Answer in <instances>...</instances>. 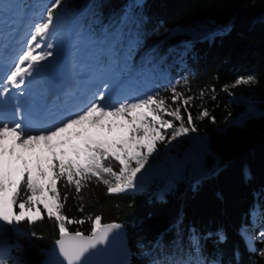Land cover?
I'll use <instances>...</instances> for the list:
<instances>
[{
  "label": "trees",
  "instance_id": "obj_1",
  "mask_svg": "<svg viewBox=\"0 0 264 264\" xmlns=\"http://www.w3.org/2000/svg\"><path fill=\"white\" fill-rule=\"evenodd\" d=\"M54 16L62 26H78L101 56L112 47L111 64L124 80L144 86L141 98L158 93L170 109H181L186 126L191 114L196 131L189 132L206 137L204 150L189 146L194 158L184 159L181 147L152 164L163 146L158 142L147 161L155 173L137 176L135 188L123 193L106 194L95 178L79 194L58 181L61 197L67 195L62 213L120 224L130 264H264V117L230 123L243 112L244 95L264 110V0H62ZM249 76L256 83L231 87ZM173 86L183 94L175 103ZM204 110L208 115L200 117ZM111 163L118 171V162ZM37 209L43 218L31 224L0 222V242L13 245L0 264H37L58 239L43 204L10 211L37 216ZM67 227L91 230L88 222Z\"/></svg>",
  "mask_w": 264,
  "mask_h": 264
},
{
  "label": "snow or ice",
  "instance_id": "obj_2",
  "mask_svg": "<svg viewBox=\"0 0 264 264\" xmlns=\"http://www.w3.org/2000/svg\"><path fill=\"white\" fill-rule=\"evenodd\" d=\"M61 3L62 0H54L42 22L35 25L26 50L19 55L10 73L0 83V97L7 95L11 88H21L25 78L36 70L35 66L52 55L51 52L34 55V52L42 47L48 37L55 10ZM48 47L52 45L48 44ZM254 83L256 78L253 76L241 77L231 87ZM168 91L172 92L174 103L183 97L175 86ZM191 99L187 97L183 103L187 105ZM107 100V94L99 92L83 110L45 131L27 132L22 123L0 118V222L18 224L25 219L24 211L32 212L34 205L43 204L48 218L54 219L58 229L59 238L55 244L63 264H87V256L98 245L106 244L110 234L120 229L121 225L102 223L100 215H88L83 219L65 216L61 211V200L66 201L67 195L61 197L57 182L64 180L67 182L65 186L74 185L79 194L95 178L98 184L105 186L106 194L123 193L135 188L137 173L156 151L157 143L165 141L166 130H172L170 139L196 131L191 114L188 115L186 126L181 109H170L166 99L158 93L132 102H120L116 106L110 105ZM184 111L187 112L186 107ZM165 115L173 120L165 119ZM207 115V110L200 113V117ZM105 120L110 122L105 124ZM174 121H181L179 127L174 125ZM114 129L126 133V138L108 139ZM8 136L13 137V140L11 145L6 146L3 142ZM17 148L30 153L29 158L17 153ZM32 159L35 175L33 168L29 167ZM113 160L119 164L118 171L113 168ZM133 161L135 166H132ZM45 163L47 171L42 167ZM79 198L83 199L82 196ZM15 206L24 211L19 214L10 211ZM79 210L83 212L82 204ZM42 218L37 209V219ZM27 220L30 224L34 222L32 217H27ZM86 222L91 225L87 235L79 230H68V225H84ZM260 238L264 241V232L260 233ZM221 239H224L222 235ZM261 255L264 256V252ZM153 264L166 262L155 260ZM167 264H190V261L168 259Z\"/></svg>",
  "mask_w": 264,
  "mask_h": 264
},
{
  "label": "rangeland",
  "instance_id": "obj_3",
  "mask_svg": "<svg viewBox=\"0 0 264 264\" xmlns=\"http://www.w3.org/2000/svg\"><path fill=\"white\" fill-rule=\"evenodd\" d=\"M23 2V1H22ZM21 1H16V2H11L9 3L7 0H0V7H5L6 8V14L9 13L11 14L12 12H15L14 15H12L14 17L15 20H20L19 22L21 23L23 21V19H25V17H29L30 20L31 18H33L34 16H38L37 18V22L34 21L33 26L28 25V35L27 37H31L32 34V30H34V27L37 23H39L40 21V14H41V10L43 9V11H45L46 5L48 6V2L49 5H52L54 3V0H44L42 2H38L36 0H30V3H28V5L26 6L25 9H23V7H20V3H22ZM31 6H35L32 8L31 10ZM20 7V8H19ZM20 9V10H18ZM30 24V23H29ZM31 27V29H30ZM74 40L75 43H77L78 45H81L80 49H75L74 52H77L85 58V60H83L85 63H90V61L92 62V60H98V62H102L103 60L109 61L111 62V57H110V53L112 52V47L108 48L105 53L101 56L99 51H97V49H95L93 47V45H91L89 39L85 36H82L79 34V28L78 26H65V25H61L59 24L57 21L53 22V25L51 27V31L48 34V37L45 39L43 45H46V43L50 42L49 44L53 45L52 50L50 51L52 53V55L55 53V49L54 45H58L60 46L59 50H61V48L63 49V47H65L67 45V40L72 39ZM77 41V42H76ZM42 45V46H43ZM47 48L45 51L42 52H48ZM58 51V50H57ZM38 55V54H37ZM51 55V56H52ZM48 56V57H51ZM48 57L46 59H48ZM44 59V60H46ZM43 60V61H44ZM93 67L96 66V64L93 62ZM110 64L107 65V71L110 69ZM116 71L113 73L112 71H110V76L107 77V79H109V82L112 81H116V83H118L119 87L122 88L121 94L119 95V99L118 102L114 105H118V103L120 102H124V101H128V102H132V101H136L138 100V97L141 96L142 93H144L143 90H138L136 88L137 83H133L132 86H129V84H126L124 82H122L121 80V76L116 73ZM113 75V77H112ZM144 88V86H142ZM127 89V90H126ZM111 93V92H109ZM240 101L245 104L244 106V110L243 112L238 115L237 117L230 119V123L241 126L244 124V122L251 117L254 118H258V117H264V110H261L259 108H257L255 106V104H253L251 98L249 96H242L240 98ZM165 119L168 120H173L172 117L170 116H164ZM109 120H105L103 121V123L107 124L109 123ZM117 123H120L119 121H116ZM175 126L179 127V125L177 124V121H174ZM177 124V125H176ZM94 131V130H93ZM167 131V135L165 138V141L163 142V146L160 150V152L158 153V157H156L153 160V163H156L160 158L171 154L175 151H177L179 148H182V155L183 158H187V155H190L191 157L194 158L193 155V151L189 150V146H193L194 151H202L204 150V142L206 141V137L205 136H201V135H196L194 133L188 132L184 135L178 136L176 139H170L171 137V129L166 130ZM107 135V134H106ZM122 137V132L120 130L114 129L113 132L111 133V135L108 136V138L111 139H118ZM12 140L13 137L8 136L5 141L3 142L6 146H9L12 144ZM170 141V142H169ZM17 153H21L25 156V158H29L30 153L21 150L19 148L16 149ZM47 155V154H45ZM180 160V157H176V154L174 155V160ZM182 161V160H181ZM176 161H172V164L175 163ZM46 164V163H45ZM45 164L42 165V167L45 166ZM193 164L196 165V163L193 161ZM29 167H34V159L30 160L29 162ZM155 173V169L153 168L152 165H150L149 163L145 164L144 167L141 169V171L139 173H137V176L140 177L141 179H145V178H149L151 177L153 174ZM187 174H177L175 177L181 178V177H186ZM25 220H27V217H32L33 220H36L37 216H32V215H28L25 214Z\"/></svg>",
  "mask_w": 264,
  "mask_h": 264
},
{
  "label": "water",
  "instance_id": "obj_4",
  "mask_svg": "<svg viewBox=\"0 0 264 264\" xmlns=\"http://www.w3.org/2000/svg\"><path fill=\"white\" fill-rule=\"evenodd\" d=\"M55 241L50 244L37 264H58V262L63 264ZM12 248L11 243L0 242V256L7 255ZM86 260L87 264H130L131 251L123 227L114 230L110 234L108 242L104 245H98L97 249L93 250Z\"/></svg>",
  "mask_w": 264,
  "mask_h": 264
},
{
  "label": "bare ground",
  "instance_id": "obj_5",
  "mask_svg": "<svg viewBox=\"0 0 264 264\" xmlns=\"http://www.w3.org/2000/svg\"><path fill=\"white\" fill-rule=\"evenodd\" d=\"M1 13V12H0ZM3 13V12H2ZM20 21V20H19ZM0 30L3 32L2 33V35L4 36H6L10 31H9V28H11V26H13V22L15 23V21L13 20V18H12V14H4L3 13V15L2 16H0ZM17 23V22H16ZM24 25V23L22 24V26ZM25 26V25H24ZM14 28H16V29H14ZM19 28V25H18V27L17 26H15L14 25V27H13V29H11L12 31L13 30H15V31H17V29ZM26 29V27H24L22 30L24 31ZM67 45L65 46V47H63V50H66L67 51V53L69 54V56H70V58H71V60L73 61V60H76L77 59V57L76 56H78V57H80L81 55L79 54V53H76V52H74L75 51V49L74 48H76V49H78L79 47L77 46L78 44L77 43H75L74 42V40H73V38L72 39H70V40H67ZM50 42H48V43H46V45H43L40 49H36L37 51L34 53V55H37V54H40V53H42V51H45L47 48H49L48 47V44H49ZM52 47H53V45H52ZM52 47L51 48H49L48 49V52H50L51 50H52ZM60 46H58V45H54V48L53 49H55V51H57V50H59L60 48H59ZM24 50H26L25 49V47H22L21 48V51L23 52ZM53 51V50H52ZM81 58V57H80ZM48 60H49V58L48 59H46V60H42V61H40L39 62V64H37L35 67H36V70L33 72V74L32 75H34V74H37V76H39V74H41L45 69H46V67H47V65H48ZM85 60V59H84ZM77 62H79V60H76ZM82 63H83V65L84 66H89V63L87 62V63H85L83 60H82ZM26 66V65H25ZM95 72H96V69H95ZM113 93V91H111V94ZM107 102L109 103V104H111V103H115V98H108V100H107ZM175 123V122H174ZM175 125V124H174ZM177 125V124H176Z\"/></svg>",
  "mask_w": 264,
  "mask_h": 264
}]
</instances>
